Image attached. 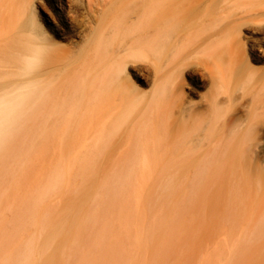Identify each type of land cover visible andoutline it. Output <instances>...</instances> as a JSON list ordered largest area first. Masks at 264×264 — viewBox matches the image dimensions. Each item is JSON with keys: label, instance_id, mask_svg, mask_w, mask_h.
<instances>
[{"label": "bare ground", "instance_id": "6f19581e", "mask_svg": "<svg viewBox=\"0 0 264 264\" xmlns=\"http://www.w3.org/2000/svg\"><path fill=\"white\" fill-rule=\"evenodd\" d=\"M45 129H99L82 163L185 222L264 229V0H0V166Z\"/></svg>", "mask_w": 264, "mask_h": 264}, {"label": "rangeland", "instance_id": "374dc122", "mask_svg": "<svg viewBox=\"0 0 264 264\" xmlns=\"http://www.w3.org/2000/svg\"><path fill=\"white\" fill-rule=\"evenodd\" d=\"M153 59L130 65L145 91ZM98 134L45 129L23 161L13 151L0 166V264H264V229L190 224L165 200L163 179L116 180L97 153L82 163Z\"/></svg>", "mask_w": 264, "mask_h": 264}]
</instances>
